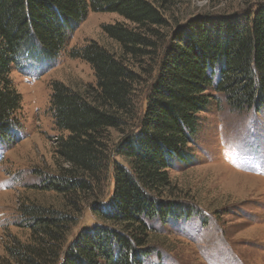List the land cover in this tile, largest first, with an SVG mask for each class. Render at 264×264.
<instances>
[{
	"label": "trees",
	"instance_id": "16d2710c",
	"mask_svg": "<svg viewBox=\"0 0 264 264\" xmlns=\"http://www.w3.org/2000/svg\"><path fill=\"white\" fill-rule=\"evenodd\" d=\"M157 4L0 0V140L5 143L20 127L21 95L10 74L19 68L22 52L36 63L55 59L89 12L116 13L123 19L102 26L117 52L96 41L72 52L90 65L94 85L85 90L61 82L51 85L50 111L57 130L65 133L54 152L67 166L50 180V189L93 190L111 157L120 156L126 163L113 162L114 191L106 210L98 208L96 214L104 226L82 230L60 252L54 242L64 239L70 217L55 211L38 216L44 209L27 210L34 217V234L46 240L34 237V244L11 249L17 264H50L51 257L57 264H140L142 255L150 253L140 248L151 234L148 221L165 223L185 213L162 202L160 193L170 184L172 164L191 160L200 113L217 101L214 94L225 95L236 108L264 107V4L241 22L194 23L190 29L171 32ZM137 60L148 63L153 77L140 111L133 100L141 79L134 68ZM127 127L131 130L125 134ZM109 131L121 134L113 145Z\"/></svg>",
	"mask_w": 264,
	"mask_h": 264
},
{
	"label": "rangeland",
	"instance_id": "374dc122",
	"mask_svg": "<svg viewBox=\"0 0 264 264\" xmlns=\"http://www.w3.org/2000/svg\"><path fill=\"white\" fill-rule=\"evenodd\" d=\"M156 1L169 32L190 29L194 23L241 22L264 4V0ZM122 20L116 13L89 12L55 59L36 63L23 51L19 68L12 70L10 77L21 95L20 127L10 142L0 140V264H17L11 249L34 244V237L41 236L34 234V217L27 210L44 209L38 216L55 211L70 217L64 239L54 242L60 252L82 230L102 225L96 214L98 208L106 210L114 191L113 162L126 163L120 156L111 157L108 171L93 190L50 189V180L67 166L54 152L65 133L57 130L50 111L51 85L61 82L76 90L94 85L92 68L72 52L90 41L117 52V44L102 26ZM134 68L141 78L133 94L140 111L153 77L143 60ZM214 98L217 101L200 113L199 133L189 149L191 160L172 164L170 184L160 193L162 202L186 209L185 213L165 223L148 221L151 234L140 248L150 253L142 255L140 264H264V107L236 108L221 93ZM130 130L127 127L124 133ZM108 134L110 145L121 136L115 131ZM49 262L57 264L54 257Z\"/></svg>",
	"mask_w": 264,
	"mask_h": 264
}]
</instances>
